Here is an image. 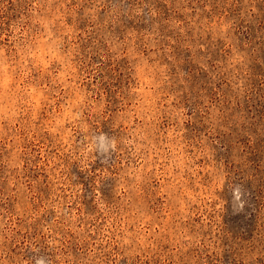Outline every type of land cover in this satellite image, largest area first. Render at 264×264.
<instances>
[{
	"label": "rangeland",
	"instance_id": "rangeland-1",
	"mask_svg": "<svg viewBox=\"0 0 264 264\" xmlns=\"http://www.w3.org/2000/svg\"><path fill=\"white\" fill-rule=\"evenodd\" d=\"M0 264H264V0H0Z\"/></svg>",
	"mask_w": 264,
	"mask_h": 264
}]
</instances>
